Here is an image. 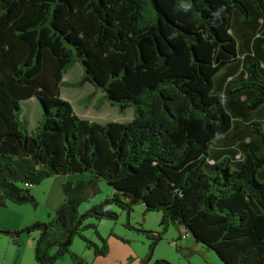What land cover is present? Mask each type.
Instances as JSON below:
<instances>
[{
	"label": "trees",
	"instance_id": "1",
	"mask_svg": "<svg viewBox=\"0 0 264 264\" xmlns=\"http://www.w3.org/2000/svg\"><path fill=\"white\" fill-rule=\"evenodd\" d=\"M76 61V84L132 107L131 120L75 112L61 88ZM32 97L42 117L30 132L21 102ZM82 173L51 221L0 233L19 245L39 231L38 264H83L75 235L108 253L84 220L142 203L161 212L150 253L175 226L224 264H264V0H0V208L36 207L31 187ZM100 180L113 194L80 215Z\"/></svg>",
	"mask_w": 264,
	"mask_h": 264
},
{
	"label": "rangeland",
	"instance_id": "2",
	"mask_svg": "<svg viewBox=\"0 0 264 264\" xmlns=\"http://www.w3.org/2000/svg\"><path fill=\"white\" fill-rule=\"evenodd\" d=\"M67 80L70 85L62 84L61 91L69 94L74 106L81 108L80 105L89 104L91 86L87 82H80L82 76V65L80 61L74 64L67 71ZM100 93H104L100 90ZM85 97V99H83ZM87 97V98H86ZM99 94L95 100H98ZM63 99L67 100L65 97ZM100 99V98H99ZM68 101V100H67ZM70 102V101H69ZM71 103V102H70ZM94 105V103H91ZM101 112L95 120L105 124L109 121L128 122L133 116V108L128 107L125 111H119L117 105L110 103L105 96L99 102ZM22 113L28 122L30 132L35 131L37 121L36 114H28L25 104H21ZM91 109V108H90ZM97 110V108H95ZM96 113V112H94ZM98 113V112H97ZM109 118V119H105ZM91 121V120H90ZM89 173L68 174L49 177L40 184L31 187L33 195L38 204L35 207L30 202L15 204L8 201L7 206L0 208V230L12 229L24 226L33 220L36 222H49L56 213V210L64 202L66 195L63 191V184L72 180L77 182L81 179H89ZM114 192L105 180L98 182V191L92 193L88 200L83 201L78 211L80 215L85 214L92 206L103 202ZM110 210L117 213V218H87L84 225L95 223V228L82 230V234L98 246L102 245L100 237L104 238L108 246V253L105 256L95 254L93 247H88L85 240L79 235H75L70 244V250L81 257L83 264H141L146 260V264H224L217 253L195 241L189 231L179 230L171 226L162 234V239L155 245L150 253L151 240L147 232L161 233L160 219L161 212L147 211L144 204H137L132 210H123L116 205H111ZM35 223V222H34ZM188 235L187 238H180L182 234ZM39 231L30 234H22L21 243L15 244L12 238L4 233H0V264H38L35 256L36 240ZM159 261H164L160 262ZM54 264H73L70 254H65Z\"/></svg>",
	"mask_w": 264,
	"mask_h": 264
},
{
	"label": "crops",
	"instance_id": "3",
	"mask_svg": "<svg viewBox=\"0 0 264 264\" xmlns=\"http://www.w3.org/2000/svg\"><path fill=\"white\" fill-rule=\"evenodd\" d=\"M68 71H69V69H68ZM67 74H69V72L68 73L66 72V74L64 75L63 83L66 84V85H70L69 83H72V82L70 80H67ZM87 83H89L90 86H91V92H90V94H87L90 97V100H91L90 105L89 104H84V105H80L81 108H79V107L77 108L76 106H74L69 94H67V93L64 94V92L61 91V95H62V97H65L68 101L71 102L75 112L79 116H81V117H83L85 119L91 120V121H95L100 115L99 112H101V108H100L99 102H100V99H102L104 95L102 93H100V90L95 89V87L90 82H87ZM98 94H99L100 97H98V100H95L96 96ZM83 99H85V97ZM91 103H94V105H91ZM21 104H25L26 111H27V113L29 115L30 114H32V115L36 114L37 115L36 121H37V125H38V123L40 122L41 117H42L41 116V111H40V104H39L38 100L35 97H32V98H30L28 100L22 101ZM95 108H97V110H95ZM94 112H96V113H94ZM105 119H109V118H105ZM33 221L36 222L38 220H33ZM34 222H30L29 224H25L24 226H21V224H18L19 226L15 227L13 229L25 228L27 226L32 225Z\"/></svg>",
	"mask_w": 264,
	"mask_h": 264
},
{
	"label": "built area",
	"instance_id": "4",
	"mask_svg": "<svg viewBox=\"0 0 264 264\" xmlns=\"http://www.w3.org/2000/svg\"><path fill=\"white\" fill-rule=\"evenodd\" d=\"M187 236H188V235H186V234H183V235H182V238H186Z\"/></svg>",
	"mask_w": 264,
	"mask_h": 264
},
{
	"label": "water",
	"instance_id": "5",
	"mask_svg": "<svg viewBox=\"0 0 264 264\" xmlns=\"http://www.w3.org/2000/svg\"><path fill=\"white\" fill-rule=\"evenodd\" d=\"M190 234L194 237L193 233H190Z\"/></svg>",
	"mask_w": 264,
	"mask_h": 264
}]
</instances>
